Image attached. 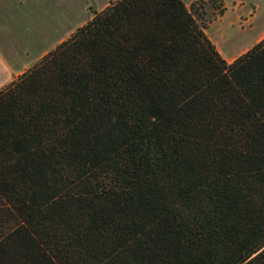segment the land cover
<instances>
[{"label":"trees","instance_id":"obj_1","mask_svg":"<svg viewBox=\"0 0 264 264\" xmlns=\"http://www.w3.org/2000/svg\"><path fill=\"white\" fill-rule=\"evenodd\" d=\"M192 8L116 1L0 90V264H264V38L227 64Z\"/></svg>","mask_w":264,"mask_h":264},{"label":"rangeland","instance_id":"obj_2","mask_svg":"<svg viewBox=\"0 0 264 264\" xmlns=\"http://www.w3.org/2000/svg\"><path fill=\"white\" fill-rule=\"evenodd\" d=\"M116 1L0 0V90ZM197 2L183 3L187 9L194 4L203 33L227 64L264 38V0H250L252 13L244 17L226 13L223 0ZM239 2L247 5V0H227V5L241 10Z\"/></svg>","mask_w":264,"mask_h":264},{"label":"crops","instance_id":"obj_3","mask_svg":"<svg viewBox=\"0 0 264 264\" xmlns=\"http://www.w3.org/2000/svg\"><path fill=\"white\" fill-rule=\"evenodd\" d=\"M183 2H184V0H182ZM192 1H194V0H192ZM223 2L225 3V7H226V10H225V12L227 13L228 12V10H230L231 11V13H233V15L234 16H238V15H241V17H244L246 14H248V16L252 13V8L251 7H253L252 6V4H251V2H250V0H247V5H245L244 3H241L242 5H240V2H239V7H241V10H237L236 9V7H235V9L234 10H232L231 8L233 7V6H229V5H227V0H223ZM252 9V10H250V9ZM256 9H260V7H258V8H255L254 9V12H256ZM225 13V14H226ZM241 13V14H240Z\"/></svg>","mask_w":264,"mask_h":264}]
</instances>
